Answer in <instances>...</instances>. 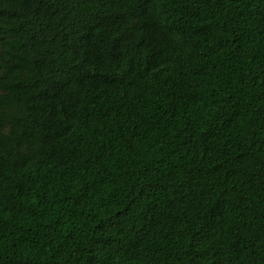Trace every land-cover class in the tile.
I'll list each match as a JSON object with an SVG mask.
<instances>
[{"label":"trees","instance_id":"trees-1","mask_svg":"<svg viewBox=\"0 0 264 264\" xmlns=\"http://www.w3.org/2000/svg\"><path fill=\"white\" fill-rule=\"evenodd\" d=\"M0 264H264V0H0Z\"/></svg>","mask_w":264,"mask_h":264}]
</instances>
